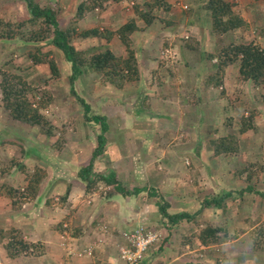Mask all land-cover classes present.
Returning a JSON list of instances; mask_svg holds the SVG:
<instances>
[{
  "label": "rangeland",
  "instance_id": "1",
  "mask_svg": "<svg viewBox=\"0 0 264 264\" xmlns=\"http://www.w3.org/2000/svg\"><path fill=\"white\" fill-rule=\"evenodd\" d=\"M50 1L60 7L58 26L63 28L71 19L77 3L83 0ZM145 1L147 0H137L141 10H145L143 4ZM227 1L235 4L233 10L244 21L245 26L237 31L215 36L208 32L209 17L199 8L198 0H165L170 5L169 11L155 12L152 24L145 31L133 33L131 38L138 65L139 78L136 82L126 84L118 90L102 83L96 74L84 67L74 82L73 90L89 105L94 114L103 115L107 119V132L104 135V154L107 162L103 164L101 158L96 159L92 171L95 169L97 172L93 173L103 174L106 169H116L120 175V180L116 179L119 186L122 188L129 184L132 186L133 183L135 184V179L133 180L132 177L127 179L124 168L127 166L125 164L127 158L133 161V155L136 154L134 159L137 167L142 163L154 168L173 166L174 173L176 171L178 173H176L179 179L178 193L190 194L192 199L197 197L196 200H200L208 196V193L213 194L220 189L234 191L248 183L253 191L243 194L242 203L234 197L228 201L225 210L215 211V221L210 223L226 229V239L217 245L221 247L226 245L235 251L247 252L246 264H264V199L261 202L258 195L264 191V80H259L256 84L241 82L236 77V67L231 66L224 72L222 96L219 95V88L217 90L205 87L203 82V77L213 73L211 67L215 63L213 59L207 60L205 55L213 54L230 42L251 41L264 52V40L260 36L264 31V0ZM131 7V3L124 0L116 3L108 2L105 10L87 14L78 22L77 30L93 27L114 30L134 17ZM25 15V8L19 1L0 0V18L3 21H18ZM163 20L171 24L165 25ZM136 24L142 26L139 21ZM187 37L194 38L200 43L199 53L182 50V41ZM74 43L78 44L80 49L86 46V43H80V39H75ZM89 44L96 50L103 49L104 46L98 39ZM105 47L112 50L115 55L124 56L123 48L115 37ZM29 48V46L0 41V66L4 65V69L24 75L36 92L43 89L50 92L53 101L42 111V115L57 131L64 133L65 142L58 151L55 149L54 137L44 138L36 128L10 120L0 104V166L8 160H14L24 165L26 171H30L34 166L42 167L46 171V177L42 180L38 193L40 191L42 201L50 200L53 206L59 205L60 198L65 196L67 186L69 190L72 187L76 193V196L72 197L74 200H71L77 205L79 203L95 205L96 201L106 199L107 192L114 195L113 188L98 182L95 190L85 195L83 184L78 187L75 181L78 180L77 169L85 165V158L95 145L94 138L98 127L93 123L82 121L80 108L68 94V70L59 53L52 50L51 55L59 71V77L53 79L46 65L29 63L24 55ZM249 111L256 113L253 118L255 130L238 135L236 132L238 120L241 116H246ZM227 120L230 121L229 125H225ZM165 132H167L166 136H163ZM225 135L235 137L238 152L213 157L207 141ZM154 136L158 138L159 144L148 148L144 141ZM27 150L31 152L34 150L37 158L24 156ZM74 152L76 154L72 160L70 156ZM63 158L65 165L61 164ZM68 159H71L73 164L67 162ZM241 170L244 172L242 171L240 175ZM194 173L198 175L196 186L191 184V176ZM233 173L236 175L233 176ZM50 174L57 181L56 186L60 187H52L53 191L56 189L57 196H52L46 191ZM248 177L249 180L246 179ZM217 179L219 184L215 182ZM126 180L130 182L126 183ZM1 183L11 184L13 187L24 186L23 175L13 169L0 179ZM75 187L78 188L74 189ZM46 193L49 194L48 198ZM159 196L164 198L163 194ZM32 201L27 203L31 204ZM257 201L260 202L259 207ZM237 203L242 205L238 210L235 209ZM184 206L192 210L194 205ZM173 208L180 210L182 206L174 205ZM68 211L65 212V218L55 225L63 228L66 234L72 235L73 228L69 229L68 224L64 223V220L72 215L71 210ZM8 213H10L9 206L3 198H0V228L16 229L19 218H15V215L9 216ZM206 215H201L200 221L206 223L208 221L205 220ZM257 215L258 222L251 225ZM260 226L263 232L259 230ZM234 229H239L242 233L236 234L233 232ZM104 231L103 240L109 233ZM113 231L116 234V230ZM152 233L155 240L151 245L159 242L161 238L158 233ZM66 234L59 239L57 243L59 248L69 253L72 251L71 255L76 258L86 255L83 252L86 248L90 249L91 253L92 246L74 252L72 241ZM122 235L123 231L116 235L121 240L113 246L115 260L119 259L118 250L123 245ZM112 239L115 240L114 237ZM253 239L263 249L252 251ZM94 242L97 244L101 240L98 238ZM221 256H223L221 263L238 264L235 260L230 261V257L225 252L223 255L221 253ZM23 257L38 256L18 258ZM19 261L21 259L7 258L0 245V264H21Z\"/></svg>",
  "mask_w": 264,
  "mask_h": 264
},
{
  "label": "trees",
  "instance_id": "2",
  "mask_svg": "<svg viewBox=\"0 0 264 264\" xmlns=\"http://www.w3.org/2000/svg\"><path fill=\"white\" fill-rule=\"evenodd\" d=\"M15 1H19L24 6L26 15L18 21L5 22L0 18V41L29 46L30 48L24 54L26 59L32 65H46L49 75L53 79L59 77L57 65L51 55L53 53L52 50L57 51L68 70V94L80 108L82 121L84 123H93L98 127V132L94 138L95 145L90 152V157L85 165L80 166L76 172L77 179L83 184L84 194H90L94 191L98 182H101L105 186H111L115 194L139 193L142 191L140 188L128 191L120 187L112 172L105 175L92 172L93 163L96 159L101 158L104 153V135L107 132V119L103 115L94 114L89 105L76 95L73 86L84 67L96 74L102 83L108 84L118 90L122 89L126 84L136 82L139 78L138 65L135 51L132 47L131 35L138 31H145L155 19L154 13L159 10L167 12L170 9V5L165 0H147L143 3L145 10H141L137 4V0H124L131 3L133 18H129L114 30L93 27L78 31V22L82 21L87 14L105 10L108 2L116 3L123 0L80 1L75 6L68 24L63 28H59L58 26L61 10L56 3H52L50 0ZM198 3L201 11L209 17V23H207L209 34L221 36L237 31L245 26L244 21L234 12L233 8L235 4L231 1L198 0ZM137 21L141 22L142 26L139 27L136 24ZM163 22L165 25L171 24L165 20ZM260 36L264 40V31ZM113 37L122 46L124 56L115 55L112 50L105 47ZM75 39H80V43H86V46L80 49L78 44L74 43ZM96 39L103 42V49L97 48L96 50L95 47L90 45L91 43L89 44V42ZM182 42L181 47L183 51L199 53L200 43L196 39L187 37ZM205 58L207 60L213 59L215 63L211 67L213 73L203 77L204 85L211 89L218 90L219 88L220 96H222L221 87L224 72L226 68L231 66L236 67V77L241 82L256 84L259 80H264V52L254 42H230L217 49L213 54H206ZM197 100L199 99L197 98ZM52 101L53 99L48 90L43 89L36 92L24 75L6 70L4 69V65L0 66V104L3 111L10 120L36 128L38 133L44 138L49 139L54 137L55 149L60 151L62 144L65 142L63 139L64 133L57 131L42 115V111L47 109ZM255 114L254 111H249L246 116L240 117L236 129L238 135L255 130L253 125ZM229 124L230 121L227 120L225 125ZM207 143L211 148L213 157L226 156L238 152L237 142L233 135L217 136L209 139ZM28 150L24 153V156H36L34 150L32 152ZM13 169L23 175L24 186L13 187L10 184L1 183L0 198L7 200L11 211H18L25 203L37 198L40 184L46 177V171L40 166H34L30 171H26L24 165L14 160H8L7 163L0 166V179L8 175ZM242 171H240V175ZM235 175L233 173V176ZM197 176V173L191 176L192 185H197ZM246 179L249 180V177ZM218 181V179L215 180L217 184H219ZM68 190L67 186L65 196ZM252 191L253 189L248 186V183L243 188L234 191L220 189L198 200L200 207L197 211L192 213L179 211L175 214L167 213L169 205L153 189H148L146 194L157 199L156 210L164 222L170 225L186 223L192 224L195 227L196 230L189 238L186 240L183 238L186 244L191 245V240H193L200 247H206L224 242L226 239V229L220 225L200 221L203 210L217 209L223 211L226 209L228 201H231L235 197L242 203L241 201L244 200L243 194ZM112 194L110 192L106 193L107 196H111ZM258 195H260V201L262 202L264 191L258 193ZM65 196L60 198L61 200H59L58 204L63 203ZM256 203L259 207L260 202L257 201ZM45 204L51 206L53 203L50 200H46ZM241 206V204L237 203L235 209L237 208L238 210ZM258 220L259 216L257 215L251 225L258 222ZM56 228L60 232L64 230L59 225ZM263 228L260 226L259 230L263 232ZM143 229L150 231L145 228ZM233 232L236 234L242 233L239 229H234ZM262 232L259 233L262 234ZM183 239H181V246L184 245ZM0 245L9 259L21 256H41L44 249L42 243H29L25 241L21 232L14 228H0ZM259 249H263V247H259L257 241L253 239L251 250L257 252Z\"/></svg>",
  "mask_w": 264,
  "mask_h": 264
},
{
  "label": "crops",
  "instance_id": "3",
  "mask_svg": "<svg viewBox=\"0 0 264 264\" xmlns=\"http://www.w3.org/2000/svg\"><path fill=\"white\" fill-rule=\"evenodd\" d=\"M132 36L133 34L131 35V38ZM166 133L167 132H165V135L163 136H166ZM146 138L147 137H145V139ZM157 140L158 138H155L154 136L144 142H146L148 148H153L157 143L159 144ZM75 154L76 153L74 152L70 156L72 160V157ZM89 157L90 153L85 158L86 162ZM134 157H136V154L133 155V161H130L129 157L127 158V161H125L127 166L124 169L127 179L132 177L133 180L135 179V184L133 183L132 186L129 184V186L123 188L128 191L136 188L142 189V191L137 194H114L112 196H107L105 200L96 201L95 205L88 206L83 203L77 205L72 201L74 200L72 197L76 196V193H74L71 187L72 183L70 182L71 188L67 193L68 196L64 203L56 206H53L52 204L51 206H48L45 204V201H42V195L39 191L37 198L33 200L31 204L25 203L18 211H11L9 207L10 213H8V215H15V218H19L15 228L21 232L23 239L31 243L40 242L44 246L43 254L41 256L34 258L23 257L17 258V260L21 259V261H19L21 264H125L118 258L115 260L113 246L117 241L121 240V238L116 235L122 231L129 232L135 228L143 227L152 232L158 233L161 238L159 242H156L155 244L153 243L150 247H147L135 264H232L227 262L221 263V259L223 258L221 253L223 255L224 252L225 254H228L230 261L235 260L238 264H246L245 256L247 252L235 251L226 245H222V247L221 245L200 247L193 240H191V245L186 244L185 240L193 234L196 230L195 227L192 224L186 223L170 225L167 222H164L156 210L157 199L147 195L146 191L148 189H153L155 193L159 195L163 194L164 202L169 205L167 209L168 214H175L179 211H185L188 213L197 211L200 207L198 200H196L197 197L192 199L189 196L190 194L185 195L184 193L183 195L178 193L179 179L176 175L177 171L174 173L173 166L165 165L154 168V166L142 163L137 167ZM31 158L36 159V156H31ZM71 159H68L67 162L73 164ZM101 159L103 160V164L104 162H107L104 153L101 156ZM97 160H95V162ZM64 163L65 158L61 160V164L65 165L66 163ZM114 170L106 169V171H104L105 173L101 174L105 175L112 172L115 175V178L120 180V175L116 172V169ZM92 172L97 171L93 169ZM132 174L135 175L132 176ZM174 174L177 180H173L175 179ZM47 180V193L52 196H57L56 189L53 191L52 188L53 186L54 188L57 187V181L51 174ZM126 181V183L130 182L128 180ZM75 185H78L79 187L81 185L80 181H75ZM77 188L75 187L74 189ZM47 193L45 194L47 195L46 198L49 197V194ZM3 200L7 204V200ZM180 204L182 206L180 210L173 208L174 205ZM186 204L188 206L194 205L193 208H191L192 210L185 208L184 205ZM7 206L9 205L7 204ZM90 208H92V210H90ZM68 210H71L70 213H72V215L70 218L65 219L64 223L68 224L69 229L73 228L72 232L75 233L74 235L73 233L72 235L66 234L65 230L60 232L56 228L57 225H55L57 222L65 218V212ZM215 211L218 210H203L202 215L205 216V214H207L205 218V220L208 219V221H206L207 223L215 221ZM103 229L106 230V233L109 232L107 233L105 240L102 239L105 232ZM113 229L116 230V234H114ZM65 234L68 236L69 240L72 241L71 245L73 244L74 252L83 247L92 246L91 253L76 258L71 255L72 251L69 253V251L59 248L57 243ZM113 237L115 240L112 239ZM98 238L101 242L96 244L94 241ZM181 239L184 241L183 246L180 245L182 242Z\"/></svg>",
  "mask_w": 264,
  "mask_h": 264
},
{
  "label": "built area",
  "instance_id": "4",
  "mask_svg": "<svg viewBox=\"0 0 264 264\" xmlns=\"http://www.w3.org/2000/svg\"><path fill=\"white\" fill-rule=\"evenodd\" d=\"M123 245L119 247V260L125 264H135V261L140 258L142 253L149 247L155 236L150 231H145L142 227L136 228L127 233L123 232ZM85 254L90 253V249L83 251ZM83 253V254H84Z\"/></svg>",
  "mask_w": 264,
  "mask_h": 264
}]
</instances>
